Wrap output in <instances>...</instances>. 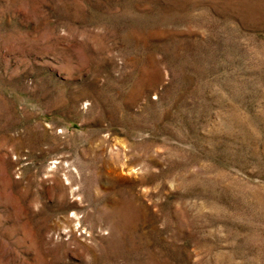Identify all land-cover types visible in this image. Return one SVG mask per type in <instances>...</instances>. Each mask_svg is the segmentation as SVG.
Masks as SVG:
<instances>
[{
	"label": "rangeland",
	"instance_id": "374dc122",
	"mask_svg": "<svg viewBox=\"0 0 264 264\" xmlns=\"http://www.w3.org/2000/svg\"><path fill=\"white\" fill-rule=\"evenodd\" d=\"M0 264H264V0H0Z\"/></svg>",
	"mask_w": 264,
	"mask_h": 264
}]
</instances>
